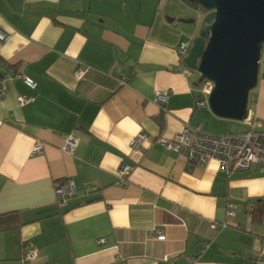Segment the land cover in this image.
<instances>
[{
	"label": "crops",
	"instance_id": "obj_1",
	"mask_svg": "<svg viewBox=\"0 0 264 264\" xmlns=\"http://www.w3.org/2000/svg\"><path fill=\"white\" fill-rule=\"evenodd\" d=\"M199 13L182 0H0V74L13 76L0 96V215L24 223L0 231V264H24L26 245L38 249L34 264H261L264 216L252 211H264V173L227 174L158 142L186 125L249 130L226 129L198 106L199 77L176 71ZM78 66L90 70L82 81ZM22 95L33 102L21 106ZM249 109L264 124V47ZM140 135L148 140L133 149ZM68 136L73 154L61 149ZM66 185L75 194L61 209L56 187ZM229 203L236 217L223 227Z\"/></svg>",
	"mask_w": 264,
	"mask_h": 264
},
{
	"label": "water",
	"instance_id": "obj_2",
	"mask_svg": "<svg viewBox=\"0 0 264 264\" xmlns=\"http://www.w3.org/2000/svg\"><path fill=\"white\" fill-rule=\"evenodd\" d=\"M207 12L185 66L199 84L214 83L208 105L218 118L245 122L259 83L264 47V0H198Z\"/></svg>",
	"mask_w": 264,
	"mask_h": 264
},
{
	"label": "built area",
	"instance_id": "obj_3",
	"mask_svg": "<svg viewBox=\"0 0 264 264\" xmlns=\"http://www.w3.org/2000/svg\"><path fill=\"white\" fill-rule=\"evenodd\" d=\"M195 38H189L182 41L179 45V55L185 61V58L189 55L193 46ZM5 40V35L0 31V41ZM185 64V63H184ZM177 72L183 73L187 77H193L195 72L188 69L186 66L183 69H176ZM90 72L89 69H84L78 66L75 70V77L77 80L82 81L86 78ZM13 77L8 72L0 74V96L5 98L7 95V88L5 85L6 80ZM24 83L31 89L36 88V83L29 77L18 75ZM126 81L125 77H122L121 84L124 85ZM214 89V83L208 80H204L199 84L198 89V106L201 108L208 107V99ZM168 93L157 92L156 99L161 105H165L168 101ZM33 102V99L29 96L22 95L20 97V105L25 106ZM249 130L244 133L232 132L225 135H212L206 132L203 125L197 126L186 125L183 131L176 135L173 141H167L159 139L158 142L170 151L177 153L184 157L190 163H207L211 160H216L221 168L227 173L233 172H245L250 171L252 168H256L261 173H264V124L258 119H251L245 121ZM147 141L148 138L144 135H140L131 143L133 149H138L141 141ZM78 145V141L73 136H68L63 139V145L61 149L68 153L73 154ZM43 143H37L34 146L33 151L39 153L43 151ZM132 168L125 166L122 169L121 174L127 175L131 172ZM56 194L58 197V207L63 209L68 206L69 201L75 194L74 187L72 185L58 186L56 187ZM237 205L229 203L227 206V222L223 227L229 226L231 220L236 217ZM212 228H216L213 224ZM153 237L158 241H165L166 235L161 229H155L153 231ZM38 258V249L34 245H26L23 252L22 262L24 264H34ZM261 264H264L262 259Z\"/></svg>",
	"mask_w": 264,
	"mask_h": 264
},
{
	"label": "trees",
	"instance_id": "obj_4",
	"mask_svg": "<svg viewBox=\"0 0 264 264\" xmlns=\"http://www.w3.org/2000/svg\"><path fill=\"white\" fill-rule=\"evenodd\" d=\"M182 1L194 11L206 12L200 7L198 0ZM252 215L253 221L261 222L264 216V211L262 207L259 205L254 206ZM23 225L24 223L22 221V216L20 212H10L0 215V231L2 232L17 230L20 229Z\"/></svg>",
	"mask_w": 264,
	"mask_h": 264
},
{
	"label": "rangeland",
	"instance_id": "obj_5",
	"mask_svg": "<svg viewBox=\"0 0 264 264\" xmlns=\"http://www.w3.org/2000/svg\"><path fill=\"white\" fill-rule=\"evenodd\" d=\"M206 15H207V12H200L199 13V17H198V22H199V31H200V29L202 28V26H203V20H204V18L206 17ZM199 31H198V33H197V35L199 34ZM195 75H196V77H199V75H198V73H196L195 72ZM208 109H209V107H208ZM220 121H223V122H221V123H225L224 125H226V129L229 127L230 128V130L231 131H243L244 130V128H245V125H244V123L243 122H238V121H230V120H220ZM228 125V126H227ZM246 126H247V124H246ZM248 127V126H247ZM217 128H219V127H217Z\"/></svg>",
	"mask_w": 264,
	"mask_h": 264
}]
</instances>
